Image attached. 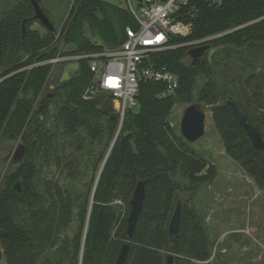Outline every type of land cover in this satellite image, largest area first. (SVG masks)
I'll return each instance as SVG.
<instances>
[{"label":"trees","instance_id":"16d2710c","mask_svg":"<svg viewBox=\"0 0 264 264\" xmlns=\"http://www.w3.org/2000/svg\"><path fill=\"white\" fill-rule=\"evenodd\" d=\"M37 1L54 31L35 18L30 0L0 10V131L22 135L32 116L43 117L36 146L26 143L23 161L11 166L0 188V264H115L125 243L131 245L125 264H167L169 253L173 264H213L208 229L193 206H182L177 240L169 236L180 193L195 196L217 176L216 165L191 148L170 117L177 103L211 106L226 153L264 188V151L253 146L228 104L244 110L264 138V0L220 6L196 0L192 33L174 41L210 38L205 44L217 51L211 59L206 52L200 65L187 56L193 45L160 52L158 63L179 76L180 88L161 97L163 84H142L138 107L127 112L110 152L119 118L105 93L84 98L92 80L87 61L63 84L54 80L51 63H38L116 48L134 19L119 0H70L66 10L62 0L55 8ZM199 76L205 81L196 100ZM51 82L52 96L45 91ZM139 180L148 181L146 198L130 239V200ZM118 200L127 206L124 215ZM73 223L72 235L63 237Z\"/></svg>","mask_w":264,"mask_h":264},{"label":"rangeland","instance_id":"374dc122","mask_svg":"<svg viewBox=\"0 0 264 264\" xmlns=\"http://www.w3.org/2000/svg\"><path fill=\"white\" fill-rule=\"evenodd\" d=\"M59 1L43 0V3L55 8V4L61 5ZM108 1L118 4V0ZM17 2L18 0H0V10L10 9ZM62 2V6L66 10L70 0H62ZM34 27L44 32L45 28L40 24L36 23ZM262 66L261 69L264 70V62ZM255 72H259V68ZM54 80L59 82L60 76L57 75ZM204 81L205 77L203 76H199L197 79L194 92L196 100L197 90ZM55 85V82L48 83L45 91L53 94ZM106 100L113 107L108 94H106ZM189 105L188 103H177L174 106L170 121L178 134H181V119ZM200 106L207 115L205 134L196 142L191 143V148L211 164L216 165L217 176L213 183L197 191L195 196L184 190L180 193L178 200L182 201L183 205L193 206L202 217L212 243L209 261L213 264H264V188L259 187L242 166L228 156L212 118L211 106L206 103H200ZM137 107L135 106L134 109L136 110ZM35 118L34 115L33 120ZM20 137L21 135H14L11 138L6 132L0 131V188L4 186L5 176L11 171V157L21 142ZM105 144L106 141L101 143L103 146ZM55 170L56 168L53 166L52 175ZM208 170L206 167L204 173H207ZM117 203L124 215L127 206L121 200H118ZM74 229L75 224L73 223L63 233V237L71 236ZM169 255L173 254L169 253Z\"/></svg>","mask_w":264,"mask_h":264},{"label":"built area","instance_id":"2783aa9c","mask_svg":"<svg viewBox=\"0 0 264 264\" xmlns=\"http://www.w3.org/2000/svg\"><path fill=\"white\" fill-rule=\"evenodd\" d=\"M220 6L226 0H206ZM134 19L125 28V41L118 47L91 53L56 56L38 64H59L87 61L92 72L90 87L84 98L98 92L108 94L118 115L119 130L128 111L137 106L142 84L156 82L164 85L161 97L175 96L180 78L170 68L158 63L162 51L184 45L205 44L210 38L177 43L175 38L193 31L192 19L197 15L196 0H119ZM119 133V132H118ZM116 138V137H115ZM79 264H82L81 262Z\"/></svg>","mask_w":264,"mask_h":264},{"label":"water","instance_id":"95a60500","mask_svg":"<svg viewBox=\"0 0 264 264\" xmlns=\"http://www.w3.org/2000/svg\"><path fill=\"white\" fill-rule=\"evenodd\" d=\"M34 12L35 18L39 19L42 25L49 31H54L55 27L52 21L49 19L43 8L40 6L37 0H30ZM26 28L23 25V32L25 33ZM217 51V48H212L209 44H202L195 47H192L188 50L187 56L191 59L194 65L205 64L206 60L203 59V55L208 52V58L211 59L213 54ZM81 63L79 61H71L64 64H59L54 72L56 75L60 76V83H66L70 81L75 76L80 73ZM54 87V86H53ZM52 96V94L50 95ZM228 104L231 107L233 115L238 123L243 127L246 131L248 137L252 141V144L255 148L261 149L264 151V138L258 128L249 122L248 114L239 108L237 104L229 100ZM206 112L202 110L201 106L198 103L190 104L184 111V114L181 119V135L190 143H194L199 140L205 134V122H206ZM40 119L43 117H36L31 121L29 125L26 126L23 134L21 135L22 141L18 144L14 154L11 157V166H18L24 159L26 155V143L32 140V145L36 146L37 138L35 134L40 128ZM119 132V129H118ZM117 132V135H118ZM116 135V138H117ZM115 138V139H116ZM115 141V140H114ZM114 141L110 147L112 148ZM110 151V150H109ZM147 180H139L137 182V186L133 193V196L130 200L131 211L128 216V226H127V235L131 239L138 225V221L140 215L143 211V205L146 198V184ZM17 190H21L20 181H18L15 185ZM182 201H178L176 205V209L169 223V236L171 242H175L179 235V230L182 224ZM3 235L7 233L5 231L2 232ZM131 245L129 243L123 244L119 255L117 257V261L115 264H125L128 260L130 253ZM174 263V256H167V264ZM1 264H8L7 261L2 260Z\"/></svg>","mask_w":264,"mask_h":264},{"label":"flooded vegetation","instance_id":"af4514ba","mask_svg":"<svg viewBox=\"0 0 264 264\" xmlns=\"http://www.w3.org/2000/svg\"><path fill=\"white\" fill-rule=\"evenodd\" d=\"M55 70V69H54ZM33 120V116L31 117V119H30V122L27 124V125H29L30 123H31V121ZM26 125V126H27ZM21 138V141H22V137H20Z\"/></svg>","mask_w":264,"mask_h":264},{"label":"bare ground","instance_id":"6f19581e","mask_svg":"<svg viewBox=\"0 0 264 264\" xmlns=\"http://www.w3.org/2000/svg\"><path fill=\"white\" fill-rule=\"evenodd\" d=\"M110 152V151H109Z\"/></svg>","mask_w":264,"mask_h":264}]
</instances>
